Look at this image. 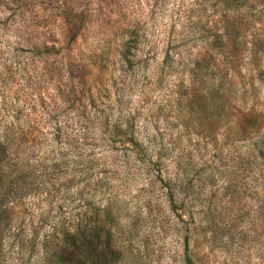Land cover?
Wrapping results in <instances>:
<instances>
[{"label": "rangeland", "instance_id": "1", "mask_svg": "<svg viewBox=\"0 0 264 264\" xmlns=\"http://www.w3.org/2000/svg\"><path fill=\"white\" fill-rule=\"evenodd\" d=\"M217 1L0 0V264H41L52 227L78 224L110 231L115 264H264V0H232L246 34L220 65L226 92ZM123 81L136 151L80 113L84 92L112 101Z\"/></svg>", "mask_w": 264, "mask_h": 264}, {"label": "trees", "instance_id": "2", "mask_svg": "<svg viewBox=\"0 0 264 264\" xmlns=\"http://www.w3.org/2000/svg\"><path fill=\"white\" fill-rule=\"evenodd\" d=\"M232 0H218L217 4L215 5V12L220 15L219 17L214 20V22L208 27L209 31L208 34L212 35V37L208 41V45L213 50L215 49L216 52L213 54L215 56L216 61H218L216 70L217 75L219 76V79L216 80L217 87L221 88V92L229 91L227 85H225L223 79L225 77V71L222 70V66H227L230 61L229 58V50L231 49V44L241 45L243 40L238 37V35H245V25L242 23H238L235 18H231L228 13L230 9L232 8ZM221 8V9H220ZM255 35V34H253ZM257 35V34H256ZM233 36V38H232ZM128 51L126 54H129ZM212 54V56H213ZM258 55V54H255ZM37 56H40L37 54ZM35 56V57H37ZM126 57L127 63L129 65H124L122 69V75L121 78H128V72L130 70L129 66H131V57L132 55H124ZM258 56L255 57V62L259 60ZM228 60V61H227ZM261 60V59H260ZM34 63V60L32 61ZM44 73H45V79L50 80V78H54L53 74L51 73L52 70L47 66L44 65ZM49 76V77H48ZM128 81V80H127ZM123 81V88L118 87V90H121L117 94V98H114L113 96L112 101L109 100L105 93V88L102 90H98L97 92H93L91 90H87L86 94L84 92L83 97L80 99V104L84 105L82 107V112L80 113L85 116V110L89 111L88 113V121L85 120V125H91V118L92 119H98V124L101 126V128L104 130L105 136L107 138H110L111 141L114 143H118L123 148L125 146L127 149H133L138 150L140 146H142V143H140L138 134H136V127L135 122L132 117H127L125 107L121 104L122 98H121V92H123L124 87L126 86V82ZM122 83V81H120ZM225 85V86H224ZM122 88V89H121ZM118 104V108H116L117 112L121 113L122 115H118L117 117L112 116V111L115 110L113 107V104ZM50 113H55L54 105L51 108H49ZM63 126H56L51 131V135L48 137H53L52 141L54 142L55 139L59 138L62 133ZM85 129V126H84ZM31 134H33V130L27 133H21L19 134L17 140L21 144V142H30L33 139L36 140L37 138L42 137V133L38 134L37 138L32 137ZM11 133H7L4 141L0 140V150L2 149H8V145L10 146L12 143V137ZM43 137H46L43 139V143L47 139V136L43 133ZM260 141V140H259ZM67 143V141H66ZM262 148L261 150H264V139H261L260 141ZM60 149V152L58 153V156H62L65 152L62 150V147H58ZM68 151V150H66ZM58 161V159H55ZM11 201L6 199V196H1L0 198V215L4 214L10 206ZM7 222L5 221L2 223V218L0 217V240L3 238V227H5ZM84 227V226H83ZM78 225H70V227L64 229L62 232H60L62 235L60 238H56L55 235H57L58 231L56 229V226L52 227L51 233H47L43 238V252H42V260L41 264H115L114 261H111L109 258L106 259V254L111 252L110 241H111V235H109L110 231L107 230L106 235H102V232L104 231L105 227L100 228L97 227V233L94 235H91L92 233H87L85 231V228ZM85 231V234L83 233ZM103 236V237H102ZM85 257V258H84ZM191 262V261H190Z\"/></svg>", "mask_w": 264, "mask_h": 264}]
</instances>
